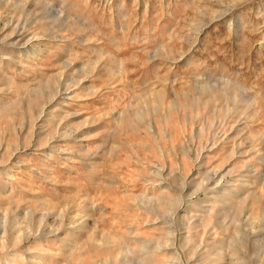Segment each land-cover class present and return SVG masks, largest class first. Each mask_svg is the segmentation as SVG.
<instances>
[{"label": "rangeland", "instance_id": "rangeland-1", "mask_svg": "<svg viewBox=\"0 0 264 264\" xmlns=\"http://www.w3.org/2000/svg\"><path fill=\"white\" fill-rule=\"evenodd\" d=\"M0 264H264V0H0Z\"/></svg>", "mask_w": 264, "mask_h": 264}]
</instances>
